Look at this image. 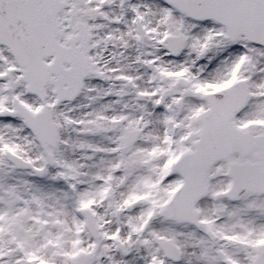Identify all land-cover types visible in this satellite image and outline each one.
<instances>
[{"label":"snow or ice","instance_id":"snow-or-ice-1","mask_svg":"<svg viewBox=\"0 0 264 264\" xmlns=\"http://www.w3.org/2000/svg\"><path fill=\"white\" fill-rule=\"evenodd\" d=\"M0 264H264V0H0Z\"/></svg>","mask_w":264,"mask_h":264}]
</instances>
